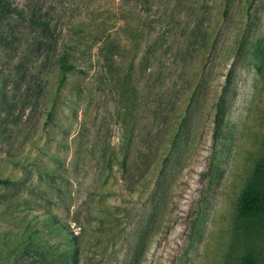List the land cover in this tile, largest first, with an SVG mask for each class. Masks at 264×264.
Segmentation results:
<instances>
[{"label": "rangeland", "instance_id": "obj_1", "mask_svg": "<svg viewBox=\"0 0 264 264\" xmlns=\"http://www.w3.org/2000/svg\"><path fill=\"white\" fill-rule=\"evenodd\" d=\"M3 1L0 264H264V0Z\"/></svg>", "mask_w": 264, "mask_h": 264}, {"label": "trees", "instance_id": "obj_2", "mask_svg": "<svg viewBox=\"0 0 264 264\" xmlns=\"http://www.w3.org/2000/svg\"><path fill=\"white\" fill-rule=\"evenodd\" d=\"M11 6L0 0V20L9 15ZM227 11V10H226ZM50 28V25H48ZM63 58H67V53ZM62 66L66 69L73 68L72 64H66L64 61ZM9 178H0V182L9 183ZM264 214V156L258 159L255 170L244 188L238 209L239 218H256ZM247 263L255 264L252 256L247 257Z\"/></svg>", "mask_w": 264, "mask_h": 264}]
</instances>
